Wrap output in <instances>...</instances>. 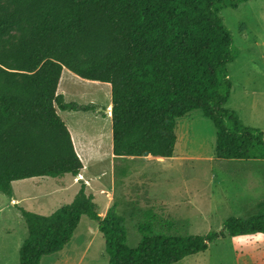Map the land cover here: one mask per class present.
I'll use <instances>...</instances> for the list:
<instances>
[{
	"label": "trees",
	"instance_id": "trees-1",
	"mask_svg": "<svg viewBox=\"0 0 264 264\" xmlns=\"http://www.w3.org/2000/svg\"><path fill=\"white\" fill-rule=\"evenodd\" d=\"M250 0H0V192L33 178H78L85 170L59 111L88 112L58 92L67 69L110 84L115 158H172L178 119L201 110L217 134L218 160L264 161V132L224 107L239 57L221 17ZM85 185L49 216L18 204L28 228L20 264H41L73 239L83 216L98 224L108 264H177L221 239L264 236V207L230 217L220 231L170 235L149 223L128 244L116 207L104 217ZM154 218L151 211L147 214Z\"/></svg>",
	"mask_w": 264,
	"mask_h": 264
},
{
	"label": "rangeland",
	"instance_id": "rangeland-1",
	"mask_svg": "<svg viewBox=\"0 0 264 264\" xmlns=\"http://www.w3.org/2000/svg\"><path fill=\"white\" fill-rule=\"evenodd\" d=\"M220 14L240 54L228 66L232 92L224 108L264 132V0ZM65 72L58 92L66 103L96 106L88 112L59 111L77 142L82 138L86 143V154L80 150L83 177L17 181L12 198L0 192V264H20L28 236L16 204L49 216L70 204L82 185L102 217L112 206L125 217L131 247L139 244L140 228L149 223L165 234L202 235L220 231L230 217L247 219L264 207V161L218 160L216 129L201 110L178 119L174 157L115 158L112 120L105 113L112 103L111 87L71 79L72 72ZM41 264H108L98 224L83 216L71 242ZM177 264H264V236L221 239Z\"/></svg>",
	"mask_w": 264,
	"mask_h": 264
},
{
	"label": "crops",
	"instance_id": "crops-1",
	"mask_svg": "<svg viewBox=\"0 0 264 264\" xmlns=\"http://www.w3.org/2000/svg\"><path fill=\"white\" fill-rule=\"evenodd\" d=\"M65 72V71H64ZM66 73V72H65ZM69 74V76H70V78L71 79H76V80H79V81H83V82H88V83H92L91 81H89V80H85V79H82V78H80L79 76H77L76 74H74V73H68ZM63 75H64V73H63ZM63 77V76H62ZM94 84H98V83H94ZM100 84V83H99ZM107 84V83H106ZM109 87H111L110 86V84H107ZM111 107V109H112V103H110L109 105H108V108H110ZM111 120H112V117H111V115H108V114H106ZM113 135V134H112ZM72 136H73V139H74V142H75V146H76V149H77V152H78V154H79V156L82 158V154H81V151L80 150H82V152L83 153H85L86 154V152H87V150L85 151L84 150V148H85V145H86V143H85V141H84V139H82V138H80L78 141H79V143L77 142V140H76V138H75V136H74V134H73V132H72ZM82 148V149H81ZM148 158H154V157H152V156H149ZM83 159V158H82ZM82 175H83V173H82ZM82 175H80L78 178H76V179H81L83 176ZM95 202V201H94ZM97 204V203H96ZM108 204V203H107ZM98 205V204H97ZM108 208H109V206H108ZM106 213H107V211H106ZM106 213H105V215H106Z\"/></svg>",
	"mask_w": 264,
	"mask_h": 264
},
{
	"label": "water",
	"instance_id": "water-1",
	"mask_svg": "<svg viewBox=\"0 0 264 264\" xmlns=\"http://www.w3.org/2000/svg\"><path fill=\"white\" fill-rule=\"evenodd\" d=\"M108 112L112 115V109H110V110L108 109L105 111V113H108Z\"/></svg>",
	"mask_w": 264,
	"mask_h": 264
},
{
	"label": "bare ground",
	"instance_id": "bare-ground-1",
	"mask_svg": "<svg viewBox=\"0 0 264 264\" xmlns=\"http://www.w3.org/2000/svg\"><path fill=\"white\" fill-rule=\"evenodd\" d=\"M94 83H97V82H94ZM108 109L110 110V109H111V107H110V108H108ZM108 109H107V110H108ZM107 114H108V115H111L109 112H108Z\"/></svg>",
	"mask_w": 264,
	"mask_h": 264
}]
</instances>
